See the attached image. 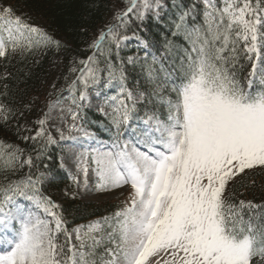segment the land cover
Listing matches in <instances>:
<instances>
[{
    "label": "snow or ice",
    "instance_id": "1",
    "mask_svg": "<svg viewBox=\"0 0 264 264\" xmlns=\"http://www.w3.org/2000/svg\"><path fill=\"white\" fill-rule=\"evenodd\" d=\"M125 2L114 13L118 23L106 25L89 44L93 55L71 69L79 75L69 85L71 106L60 108L59 118L69 114L76 128L83 109L93 107L85 104L90 91L100 96L118 89L99 108L115 129L112 149L81 152L75 167L83 184L77 176L70 179L87 189L91 171L98 192L128 186L127 202L70 231L60 205L41 192L44 172L10 179L17 165L35 166L32 156L22 159L23 149L0 142V264H264V203L236 202L229 194L250 173L264 172V0L190 6L176 0L172 35L182 36L187 47L167 41L160 54L149 52L137 32L127 33L137 22L163 20L164 0ZM133 38L145 51L147 84L135 93L127 87L123 62L112 59L115 50L120 61L119 50ZM49 45L61 47L0 4V58L9 50L24 56ZM141 101L144 112L136 116ZM60 102L50 101L35 135L22 139L57 143L45 125ZM9 111L0 105V119L6 121ZM127 132L129 139H122Z\"/></svg>",
    "mask_w": 264,
    "mask_h": 264
},
{
    "label": "trees",
    "instance_id": "2",
    "mask_svg": "<svg viewBox=\"0 0 264 264\" xmlns=\"http://www.w3.org/2000/svg\"><path fill=\"white\" fill-rule=\"evenodd\" d=\"M175 2L176 0H164L166 5L162 12L164 19L159 23L151 18L146 19L142 25L137 22L130 26L127 34L131 36L133 31L137 32L141 38L149 42L148 51L159 50L158 54L164 52V45L167 41L187 47L182 36L172 35L174 31L172 21L176 13ZM182 3L190 6L196 2L195 0H182ZM0 4L10 5L15 15L20 16L26 23L42 29L61 45L59 49L55 45L40 47L24 56L9 50L7 58H0V105L10 110L6 121L0 119V142L23 149L22 159L31 155L35 165L32 168L27 165L25 169L24 166L17 165L16 174L13 176L9 173V176L10 179L16 180L24 178L29 172L33 176L38 174V171L44 172L50 181L41 186V192L51 198H55L57 194L64 196V193L73 190V186L58 168L59 150L57 146L55 144L45 146L43 138L36 141L23 140L22 137L28 131L24 129L22 123L23 121L30 123L29 131L35 135L39 127L36 121L42 117L43 106H47L45 102L49 103L58 97H63L64 92L69 89V82L73 81L79 73L71 69H79L81 65L78 61L87 60L88 56L93 55L94 50L89 47V44L97 38L99 31L104 29L107 23H118L114 21V16L112 17L113 12L116 8L123 10L126 3L123 0H0ZM148 15L151 17V13ZM110 17H112L111 20ZM104 46L106 47V43ZM119 52L120 61L115 58V50L112 59L117 65L123 62L127 87L135 84L141 89L145 81L142 69L144 60L137 61L130 66L124 63L127 61V50H119ZM148 60L151 62V56ZM54 66L56 69L59 68L57 75L65 80L57 87L56 92L53 90L48 93L47 87L54 74ZM249 67L250 65H246L241 73L242 76L247 74ZM143 112L144 102L139 104L137 114ZM81 116L86 128L102 137H112L111 132L115 129L111 126L109 119L87 111L81 112ZM40 152L42 155L37 158ZM3 182L4 173L0 171V183ZM233 193L236 202L244 199L253 200L257 204L264 203V172L257 170L250 173L243 185L237 183L229 189V194ZM62 202L60 211L68 222V229L87 220L110 214L118 207L114 202L83 203L70 194L65 195Z\"/></svg>",
    "mask_w": 264,
    "mask_h": 264
},
{
    "label": "rangeland",
    "instance_id": "3",
    "mask_svg": "<svg viewBox=\"0 0 264 264\" xmlns=\"http://www.w3.org/2000/svg\"><path fill=\"white\" fill-rule=\"evenodd\" d=\"M124 3L125 0H123ZM199 2V0H198ZM127 5V4H126ZM202 5V4H201ZM117 10H122V8H116L115 11L113 12L112 17L114 16V13ZM112 17H110V20L112 19ZM108 24V23H107ZM106 24V25H107ZM105 25V26H106ZM101 31V30H100ZM99 31V32H100ZM129 41L126 42L125 45H128ZM129 56H133V57H138L139 59L141 58H145V51L144 50H140L139 53H134V54H130ZM138 59V60H139ZM59 73V68L56 69V67L54 66V74L53 76L50 78V81L48 83V93H51L53 90L54 92L57 91V87H59V85L64 82V80H62V76L60 78V75H57ZM106 75V74H105ZM66 78V76H65ZM72 83V81L69 82V85ZM57 84V85H56ZM143 88L145 89L147 87L146 82L144 81V83L142 84ZM107 90V89H104ZM133 90V92L135 93L137 90L135 88L131 89ZM106 95L102 94L100 96H97L96 91L92 90L89 92V100L85 102L86 105L91 104L93 105V107H85V109L96 112V113H100L102 115H104L103 113H101L99 111V108L101 106H104V100H105ZM109 97V96H107ZM60 104L57 105L56 110L51 112V117L47 124L45 125L46 131L47 133H50L53 138L57 141V143L60 145L61 150H62V154L60 157V167L61 164L63 163L65 166L61 167L65 172H67L68 174H71L72 176H77L81 182V184H83V175L79 174L77 172V169L75 167V163H76V157L84 151H92L95 149H99L101 151H108L111 150V148H109V146L107 145H103L102 143H99V141L95 138V136H93L91 134V137H86L84 135L83 131H79L78 129H80V124H79V120H77L76 123V128H71L70 126L73 124V121L71 119V116L67 113L64 114V119H60V108L66 107V106H71V102L70 100L67 99H60ZM139 101V98H138ZM140 103V102H138ZM49 103L45 102V105H48ZM44 109H42V117L44 118V114L46 112H49V109L47 106H43ZM105 110L107 112H111L112 109L111 108H107L105 106ZM40 118V119H41ZM39 120V118H38ZM23 126L24 129L26 131H28L25 136H33V133L30 132L29 130L31 129V124L28 123L27 121H23ZM57 128L60 129V131L63 132L65 139L61 140L60 139V132L57 131ZM85 131V130H84ZM124 136L125 139L127 140L129 139V134H125ZM23 159H26V157H24ZM27 167V165H24V169ZM48 177V176H47ZM48 178L45 179L44 182H47ZM96 177L95 175L90 171L89 172V182H88V187L87 189H82V188H78L76 184H74V189L73 191L69 192V193H64V196L67 194H70L71 196H73L74 198L80 200L83 203H110L113 201H118V202H127L129 193H130V189L128 186H124L120 189H112L110 191L107 192H98L96 190ZM63 195L57 194L55 196V203L60 205L63 202ZM79 226V225H77ZM77 226L73 227L76 228Z\"/></svg>",
    "mask_w": 264,
    "mask_h": 264
}]
</instances>
